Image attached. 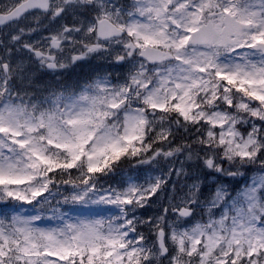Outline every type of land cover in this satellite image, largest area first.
Masks as SVG:
<instances>
[{
  "label": "snow or ice",
  "instance_id": "1",
  "mask_svg": "<svg viewBox=\"0 0 264 264\" xmlns=\"http://www.w3.org/2000/svg\"><path fill=\"white\" fill-rule=\"evenodd\" d=\"M5 28L0 264H264V0H7Z\"/></svg>",
  "mask_w": 264,
  "mask_h": 264
},
{
  "label": "rangeland",
  "instance_id": "2",
  "mask_svg": "<svg viewBox=\"0 0 264 264\" xmlns=\"http://www.w3.org/2000/svg\"><path fill=\"white\" fill-rule=\"evenodd\" d=\"M27 210V209H26ZM51 222L45 220L41 226H49Z\"/></svg>",
  "mask_w": 264,
  "mask_h": 264
}]
</instances>
